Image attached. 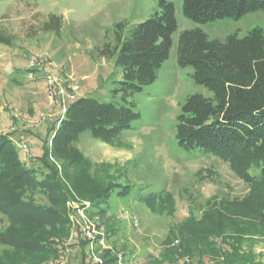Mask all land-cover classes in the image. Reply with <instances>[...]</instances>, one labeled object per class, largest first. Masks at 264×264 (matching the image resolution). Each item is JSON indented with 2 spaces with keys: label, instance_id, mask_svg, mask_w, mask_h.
I'll return each mask as SVG.
<instances>
[{
  "label": "rangeland",
  "instance_id": "1",
  "mask_svg": "<svg viewBox=\"0 0 264 264\" xmlns=\"http://www.w3.org/2000/svg\"><path fill=\"white\" fill-rule=\"evenodd\" d=\"M169 1L177 25L169 57L156 80L131 97L140 116L123 132V147L107 145L88 132L76 144L99 166L97 178L109 184V197L94 205L67 204L69 224L61 236L49 238L56 251L37 259L38 264H105L109 259L146 264L161 255L155 264H240L227 257L230 249L215 238L213 250L194 242L189 246L193 254H185L180 246L185 235L181 224L188 217L196 221L202 213L213 214L221 201L242 200L248 187L227 162L178 147L177 117L184 101L193 94H212L193 82L191 67L178 66L177 42L182 31L192 29L216 40L235 33L242 37L253 28L264 32V11L200 24L184 17L182 0ZM157 11V0H0V32L13 37L12 46L0 44V135L9 136L17 151L27 146L18 156L37 181L52 174L48 168L59 174L46 152L41 155L70 103L82 97L119 103L111 91L121 80V68L114 59L99 56L98 49L113 42L116 24L124 22L127 32ZM51 15L61 19L57 35L40 31ZM34 58L43 62L40 70L31 68L37 66ZM44 68L61 93L51 84L48 94ZM43 196L38 195V203L46 201ZM7 225L0 213V232ZM172 245L180 246L174 251L179 256L170 253ZM238 254L248 259L245 264H264V235L244 237Z\"/></svg>",
  "mask_w": 264,
  "mask_h": 264
},
{
  "label": "trees",
  "instance_id": "2",
  "mask_svg": "<svg viewBox=\"0 0 264 264\" xmlns=\"http://www.w3.org/2000/svg\"><path fill=\"white\" fill-rule=\"evenodd\" d=\"M157 7V12L127 32L124 22L116 24L113 42L98 49L99 56L114 59L121 68V80L111 91L119 103L77 98L51 128L41 156L46 152L59 167L58 178L56 170L48 168L52 174L37 181L19 159L22 146L17 151L9 136L0 135V213L8 219L6 230L0 232V264H38L37 259L56 251L49 238L61 236L69 224L67 204L94 205L109 197V184L97 178L99 166L76 144L88 132L93 139L123 147V132L140 116L131 97L156 80L177 28L173 4L157 0ZM256 11H264V0H182L184 17L200 24L238 20ZM60 20L49 16L40 31L57 35ZM12 41L0 32V44L10 47ZM177 64L191 67L193 82L212 94L211 98L193 94L184 101L177 117L178 147L213 154L248 187L242 200L221 201L213 214L202 213L200 221L188 217L181 224L185 235L180 246L185 254H193L189 246L194 242L213 250L210 243L215 238L230 249L227 257L245 264L248 259L237 255L238 246L244 237L264 235V32L253 28L242 37L235 33L216 40L200 29L184 30L178 36ZM42 163L46 165V157ZM38 195L46 201L38 203ZM179 247L169 248L172 256H179L174 253ZM152 259L146 264L159 263L162 255ZM114 262L109 259L105 264Z\"/></svg>",
  "mask_w": 264,
  "mask_h": 264
},
{
  "label": "built area",
  "instance_id": "3",
  "mask_svg": "<svg viewBox=\"0 0 264 264\" xmlns=\"http://www.w3.org/2000/svg\"><path fill=\"white\" fill-rule=\"evenodd\" d=\"M35 60V62H36V65L37 66H31V68L33 69V67L34 68H36L37 69V67H39V69L38 70H40V68H42V66L43 65H41V63H43L41 60H39V61H37V58H34ZM43 61L45 62V65L46 64H48L44 59H43ZM32 65H33V63H32ZM41 65V66H40ZM49 65H47V67H48ZM47 68H44V70L42 71L45 75H46V86H47V90H48V94H50V91H51V88H50V85L52 84V85H54V87H55V89H56V91L58 92V93H61L62 91H58L57 90V86H56V82H55V80L53 81L52 80V77L51 76H49L48 74H47ZM51 77V78H50ZM51 95V94H50ZM22 151L25 153L26 151H27V146L26 145H23L22 146Z\"/></svg>",
  "mask_w": 264,
  "mask_h": 264
}]
</instances>
